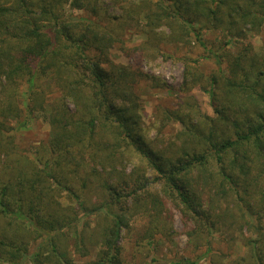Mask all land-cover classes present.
Instances as JSON below:
<instances>
[{
  "label": "trees",
  "instance_id": "trees-1",
  "mask_svg": "<svg viewBox=\"0 0 264 264\" xmlns=\"http://www.w3.org/2000/svg\"><path fill=\"white\" fill-rule=\"evenodd\" d=\"M109 2L0 0V264H23L32 246L30 264H126L129 220L147 215L155 243L172 231L166 205L204 244L199 259L214 256L215 233L248 232L251 258L264 264V53L247 41L264 27V0ZM129 32L145 40L128 49ZM165 43L205 55L181 58L177 103L164 110L181 130L162 126L150 139L137 91L151 78L140 63L168 53ZM114 47L136 63H114ZM198 60L214 61L213 117L187 96ZM37 112L50 136L30 157L12 124Z\"/></svg>",
  "mask_w": 264,
  "mask_h": 264
},
{
  "label": "rangeland",
  "instance_id": "rangeland-1",
  "mask_svg": "<svg viewBox=\"0 0 264 264\" xmlns=\"http://www.w3.org/2000/svg\"><path fill=\"white\" fill-rule=\"evenodd\" d=\"M108 6L110 16H118L121 12L119 6L115 7L111 5V1L108 3ZM127 38L129 40L126 43V47L131 49L133 46H137L143 42L145 35L143 33L132 34L129 32ZM206 39L214 41L215 45L218 41L216 34H208L206 35ZM247 41L252 45L256 53H264V27L259 34L248 32ZM164 45L168 53L164 55L145 53L149 57L144 58L140 63L143 73L151 78L149 81L140 82L137 91L142 103L140 116L143 127L150 139H154L157 132L162 133V126H164L163 132L166 129L167 132L181 130V125L174 122L173 119L167 118L164 110L166 108L174 109L177 103V95L184 81V67L181 58L189 57L190 61L193 62L205 55L197 47H189L186 50L178 48V50H175L174 46L167 45L166 43ZM232 51V54H235L236 49L232 48ZM125 53L128 52L114 47L110 51V58L114 63L125 66L136 63L137 58H128ZM198 61L200 62V60ZM195 71L199 83L189 90L187 96L198 107L202 115L213 117L208 81L215 71L214 61L201 60L195 66ZM161 85L164 87H158ZM12 126H17V131L19 132L17 136L19 150L30 157H33L34 151L45 144L50 136L48 120L44 113L37 112L33 116H25L19 121H14ZM166 133L164 135H167ZM59 201L63 206L68 205L65 198H61ZM165 209L168 217L166 221L168 222V226H171L172 231H169L164 236L156 235L155 243L152 244H149V240L145 238V234L151 228L149 225L150 218L147 215L141 214L129 220V229L122 233L120 242L126 264H177L183 258L195 261L197 264H254L251 258L254 252L250 249L254 246L253 241L256 240V236L248 232H244V234L235 233L232 236L233 239L226 238L227 241H223L224 239L221 238V235L215 233L216 238L219 240L212 242L214 256L199 259L198 255L205 251L204 244L201 242L195 247L196 243L193 244L188 237V230L181 223L178 213L168 207V205H166ZM247 239L251 241L250 247L247 246ZM33 250L34 246L31 247L29 255L24 258L23 264L31 263L30 258Z\"/></svg>",
  "mask_w": 264,
  "mask_h": 264
}]
</instances>
